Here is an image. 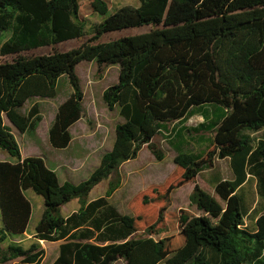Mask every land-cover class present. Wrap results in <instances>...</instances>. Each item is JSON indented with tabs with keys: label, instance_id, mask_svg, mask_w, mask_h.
Returning a JSON list of instances; mask_svg holds the SVG:
<instances>
[{
	"label": "trees",
	"instance_id": "1",
	"mask_svg": "<svg viewBox=\"0 0 264 264\" xmlns=\"http://www.w3.org/2000/svg\"><path fill=\"white\" fill-rule=\"evenodd\" d=\"M93 10L107 14L103 0ZM125 6L96 28L89 42L78 48L46 55L26 52L81 37L83 0H0V35L12 34L0 47V149L17 162H0V205L5 228L0 230V264H41L40 241L62 242L53 264H264V214L255 230L245 227L246 207L238 196L250 178L258 181L264 199V0H140ZM75 19L76 22L72 21ZM152 26L149 32L111 42L104 34L131 27ZM96 60L119 65V82L104 91L109 110L120 107L125 122L117 125L110 152L87 180L60 183L55 171L40 157L22 159L20 146L5 124L6 117L21 133L34 134L40 121L38 106L28 113L34 98H54L60 79L68 76L72 96L60 105L49 140L67 148L70 128L84 114V93L76 66ZM194 116L204 121L189 127ZM260 134L254 140L251 134ZM166 134L175 149L174 162L181 184L214 167V159L230 160L233 178L221 180L216 193L222 202L198 184L190 203L203 214L183 211L174 216L173 239L141 236L145 216L152 220L151 204L161 203L163 216L171 183L155 188V201L146 195L132 204V215H122L109 203L120 186V168L148 147L158 161L164 152L153 138ZM113 177L105 197L89 200L91 191ZM31 189L43 196L45 210L34 241L1 244L7 232L27 231L32 207L24 195ZM77 199L78 211L68 217L62 206ZM145 204L141 206V204ZM140 235V236H138ZM171 247L169 250L168 248ZM170 255V256H168ZM168 256V257H167Z\"/></svg>",
	"mask_w": 264,
	"mask_h": 264
},
{
	"label": "rangeland",
	"instance_id": "2",
	"mask_svg": "<svg viewBox=\"0 0 264 264\" xmlns=\"http://www.w3.org/2000/svg\"><path fill=\"white\" fill-rule=\"evenodd\" d=\"M108 7V12L102 15L93 10V0H83L82 12L80 15L83 25V34L81 37L63 41L51 47H42L27 51V55H46L54 51H69L80 47L89 42L96 34V28L103 23L108 17L113 15L122 7L130 6L140 7V0H103ZM72 21L76 22L75 19ZM152 26L131 27L122 30L108 32L101 36L98 42H111L128 36H134L149 32ZM11 30L0 35L1 45L11 37ZM13 56L0 57V63L12 61ZM100 65L96 60H84L76 66V74L80 79V86L84 93L83 107L84 114L71 128L72 145L65 149H56L49 140V132L54 124L55 117L60 105L67 101L73 94L74 88L68 76L60 79L57 86V95L54 98H34L28 101L23 111L28 113L33 106H38L41 121L34 134L21 133L5 117L4 122L12 128L21 150L23 159L28 157H40L44 160L46 166L55 171L59 182L62 184L66 181L72 184H79L87 180L93 171L100 165L102 156L110 152L116 139L117 125L124 123L125 120L120 114V107L115 110L108 109L104 99V91L119 82L120 66L111 65L103 66L102 72L99 73ZM204 119L201 116H194L187 122V126H197ZM166 134L158 135L153 138L155 143L164 152V159L158 161L151 153L148 147H144L138 157L126 162L120 168V186L109 197V203L113 205L120 214L132 215L130 209L132 204L140 205L141 200L148 195L152 201H155V188L164 187L159 192L169 190V184L174 186L168 196L166 209L163 216H168L169 221L159 219V208L161 203L151 204L150 209L152 220L149 221L145 216V224L140 233L141 236L149 235L159 239H173L179 234V231L173 229L175 222L174 216L180 212L186 211L193 215L203 214L195 205L190 203V195L196 184L205 192L222 202L216 193V185L221 180H230L233 178V172L228 158L214 159V167L201 172L193 181L181 184V177L176 173V156L175 149L170 145ZM252 138L257 141L260 134H251ZM71 157H76L82 163L74 168H70L66 161ZM17 158L12 157L8 152L0 149V162H17ZM114 178L110 177L97 185L90 193L89 200H95L105 197L109 190V183ZM171 179L167 184V181ZM25 197L31 204L32 213L28 223L27 231L22 235H15L7 232V239L1 244L7 247L11 243H20L25 248L31 246L34 241L36 227L38 226L45 210V201L43 196L36 194L33 190L24 191ZM238 196L245 203L246 217L245 227L249 230H255L257 218L264 214V199L259 195L258 181L256 178H250L248 183L238 191ZM145 204H141L144 206ZM80 208L77 199L72 200L62 206L61 213L64 217L71 215ZM5 228L1 205H0V230ZM138 235V236H140ZM45 250V257L41 264H53L59 256V246L61 242H44L40 241ZM171 247L168 248V250ZM170 256V255H168ZM167 256V257H168ZM18 259L15 262H19ZM10 262L8 264H15ZM115 264H125L119 260Z\"/></svg>",
	"mask_w": 264,
	"mask_h": 264
},
{
	"label": "crops",
	"instance_id": "3",
	"mask_svg": "<svg viewBox=\"0 0 264 264\" xmlns=\"http://www.w3.org/2000/svg\"><path fill=\"white\" fill-rule=\"evenodd\" d=\"M73 141H71L70 145H72ZM23 159V158H22ZM68 163H69V166L70 168H74L76 167L77 165H80L81 160L79 158H76V157H71L69 159L66 160ZM90 201H93V200H90ZM78 211V210H77ZM76 212V211H75ZM74 213V212H73ZM68 217V216H67ZM61 242V241H60ZM62 243V242H61ZM61 245V244H60ZM60 247V246H59Z\"/></svg>",
	"mask_w": 264,
	"mask_h": 264
}]
</instances>
